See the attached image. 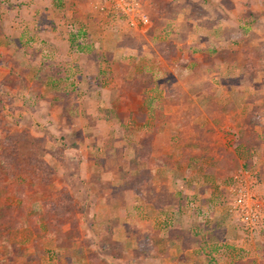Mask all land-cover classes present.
Returning a JSON list of instances; mask_svg holds the SVG:
<instances>
[{
    "label": "crops",
    "instance_id": "obj_1",
    "mask_svg": "<svg viewBox=\"0 0 264 264\" xmlns=\"http://www.w3.org/2000/svg\"><path fill=\"white\" fill-rule=\"evenodd\" d=\"M75 1L0 0V101L11 109L0 110V148L6 132L29 128L58 158V180L78 169L84 201L61 231L46 220L44 197L32 203L45 218H31L32 233H21L22 220L6 221L15 236L1 238L0 264H199L202 246L215 245L198 240L192 214L225 186L217 179L226 132L245 133L254 108L264 116V0H168L141 45L130 39L140 31L99 29L107 19ZM91 14L99 20L89 21L87 52L84 30L66 27Z\"/></svg>",
    "mask_w": 264,
    "mask_h": 264
},
{
    "label": "rangeland",
    "instance_id": "obj_2",
    "mask_svg": "<svg viewBox=\"0 0 264 264\" xmlns=\"http://www.w3.org/2000/svg\"><path fill=\"white\" fill-rule=\"evenodd\" d=\"M75 2H78L79 4L89 5V2L87 0H76ZM139 2H140L139 5H140L141 11L145 13L146 15H148L150 22L153 23V25L155 24L154 19H153L154 13H157L161 6L169 5L168 0H140ZM74 4L76 5L77 3H74ZM89 7L91 8L92 12L96 13L92 9L91 6ZM172 8L173 6H169L168 11L170 10L171 12ZM92 15L93 14H91V16H89L88 18H85L86 22L82 23V25H79V23L76 24V21H74L73 19H70L71 22H69L68 23L69 26L66 27V29H71V30H77V29L84 30L83 33L85 35L83 38H86V40H81L82 45L80 46L85 47V49H87V52L93 51L89 48V44L86 43L87 40L90 39V37L92 36L91 32L93 31L91 30V28L93 27L89 25L90 23L89 21L91 20L93 21L95 19L98 22L99 20V17L94 18V16L92 17ZM97 15L100 16L99 14ZM102 22L103 24L102 23L100 24L101 26H99V29H104L106 31L117 29L118 31L124 32L125 30H128L131 28L128 25H126L125 22H119V21L112 22L108 19L107 20L104 19ZM66 24L67 22L65 20L64 25ZM135 30L140 31L138 33V36H136L135 38L130 37V39L137 42L138 45H141L142 40H143L141 36H143V34L147 36L148 33L145 32L141 27L140 29L138 28ZM73 41L72 42L74 46L80 44L77 40H73ZM110 68L111 67H109L108 69L110 70ZM70 71L69 72L67 71V75H71V78L75 77L76 76L75 70L70 69ZM54 73L58 75V74H61L62 71L60 70L59 72L58 70H54ZM106 77H108L107 74H106ZM100 82L93 81L92 85H91V82L90 84L88 82L87 86L91 85L92 89H96L95 86L101 87ZM104 85L106 84L104 83ZM10 103L11 102H8L7 100V104L10 105ZM32 103L33 102H29L30 107L31 106L33 107ZM162 105H163V102H160V108H162ZM7 109L11 110L9 107H2V102L0 101V110L5 112L7 111ZM254 109H252L249 115L244 119L247 124V129L245 133L244 131H242L240 126L238 129L239 132L236 131L237 133L234 131L226 132L227 133L226 145L232 150H236L237 153L240 152V154L238 153V157L240 161L236 156H234L235 153H233V151H230L229 148H225L226 154L224 156L226 159L224 160L226 162H224V164L221 167V171H219V179H217V181H220L219 183H223L226 185L228 183V180L231 174L234 173L240 167V165L252 167L254 170H258L264 182V132H263L264 116L258 117L259 112L258 111L255 112ZM238 119L239 117H236V119L234 118L233 124H235V126L238 125L236 124ZM28 124H34V123H28ZM39 126L40 125H35L34 127H39ZM2 135L3 134L0 132V137ZM4 136L7 139H9V141H11L10 139L13 137L12 147L14 148V150L12 152L15 151L18 154V157L22 156V159L25 162L24 163L25 173L29 175L28 179L27 178L20 179L15 175L16 169L14 170L13 168L2 165L0 163V191H2L3 193V194L0 193L1 195L0 201L1 203L2 201L7 202V204L3 208H0V240L3 237H7L6 239L12 240L13 236H15V233L11 232L13 228L12 227L6 228V226H8L9 224L14 225V223L13 222L5 223L6 221L9 222L8 219L9 220L10 219L22 220L23 224L27 226L26 228L21 230V233H23L24 235L27 233H32V231H34L32 229L33 226H31L32 225L31 223H33L31 222L32 221L31 218L33 219L35 218V220H37L34 223L44 224L45 218H44L42 210L38 211V210L33 209L30 212V210L33 208L32 205L34 204L33 203L34 201L41 203L42 201L40 199L41 197L48 199L51 197L53 193H56L55 191L57 190L62 191L63 190L62 187H65V190H67L68 193L64 192V194L72 198L74 202L73 203L74 206L82 205L84 201L78 195V190H80L81 186L78 181V175L75 173V169H76L74 168L75 166L73 167V170H70L71 177H69L70 178L69 181L62 182L61 179L59 180L57 179V177H59L60 175L59 167L57 163L56 164L54 163L59 160L57 157H55V155L54 157L52 156L51 154L53 153L52 151L51 153H49L47 152L46 149H44V147H42L46 145L45 139L34 136L31 133V130L27 127L24 128V131H22L21 134L18 132V134L15 135L11 132H6ZM6 138L4 140L2 139L1 142L2 143L5 142ZM237 140H239L240 142L241 140H245L248 148L247 147H246L247 149L239 148L237 143H234V142H238ZM52 150H54V152L59 151L57 149H52ZM147 151H150L151 153H153L152 150H147ZM142 152H144V150H142ZM32 156L33 158L43 161L46 164H47L46 159H48V161L51 163V165L50 164L47 165L48 168L51 169L52 178H51L50 183H46L44 180H40V178H34V177L32 178V175L29 172V170L31 169L29 165V160H30V157ZM171 158L172 157H170V159ZM52 164H53V167H52ZM50 169H48V172H50ZM77 171L78 169H76V172ZM187 176H189L188 173H187ZM215 183H216V180L213 182V184ZM219 186L218 184L215 185V187L213 188L214 189L213 194L211 195L209 194L206 197L207 198L206 201L211 204V207H209L210 206L209 204L208 208H206L205 210H202L200 206H197L198 205L197 203L195 205L197 207L194 206L195 212H193L192 214L194 222H196L195 219L197 218L199 219V222H197L195 226L199 229L197 233L198 240H213L214 245H215L213 247L211 246L212 248L208 246L207 247L202 246V249H201L202 251L199 252V255L203 261H199V264H258L257 259L256 260L253 259L252 253H254L255 256L256 255L260 256L259 259H262V261L259 262V264H264V255H263L264 254V228L260 230L258 233H256L254 236H251L248 233L247 235L244 234L243 233L244 231L240 229L235 222H232L229 216L227 215L226 208L223 205V200L225 197L224 196L221 197L222 191L224 192V189L220 188ZM15 188H16V191L20 190L19 193L21 194H19L18 196H16L15 194ZM11 189L13 190V194L9 192ZM4 193H6L7 196H4ZM5 218L7 220H5ZM225 224L227 225V227ZM229 228H231L230 231L228 230ZM42 230H44V233L47 232V230H45L44 228ZM58 231H61V228H59ZM23 234L20 235L21 236L20 238L24 236ZM227 238H231V240H235V241L236 240H247V241L244 242L243 245H239V243H234L238 245H233L234 247H228L227 243H225L226 245L223 243V241L226 242ZM219 244L221 245L223 244V245L219 246ZM22 245L23 246L20 247L21 250L23 249V252L21 254L24 255L27 253L26 255H29L30 249L28 248L31 247V245L29 244H22ZM21 254L20 256H23ZM233 254H235V258H233ZM59 260H60V263H62L63 260L62 259H59ZM33 263H35V261L24 262V264H33Z\"/></svg>",
    "mask_w": 264,
    "mask_h": 264
},
{
    "label": "built area",
    "instance_id": "obj_3",
    "mask_svg": "<svg viewBox=\"0 0 264 264\" xmlns=\"http://www.w3.org/2000/svg\"><path fill=\"white\" fill-rule=\"evenodd\" d=\"M100 16L115 22H125L133 29L146 30L148 15L140 9V0H87ZM223 205L227 215L244 232L254 236L264 228V182L258 170L242 166L231 174L223 187ZM220 197V198H221ZM223 199V198H222Z\"/></svg>",
    "mask_w": 264,
    "mask_h": 264
},
{
    "label": "trees",
    "instance_id": "obj_4",
    "mask_svg": "<svg viewBox=\"0 0 264 264\" xmlns=\"http://www.w3.org/2000/svg\"><path fill=\"white\" fill-rule=\"evenodd\" d=\"M10 140L11 141L6 139L1 145L0 163L13 168L14 170L16 169L15 175L18 176L25 173V162L22 159V156L18 157V154L15 151L12 152L14 150L12 147L13 137ZM29 165L31 167L29 172L31 173L32 178H40V180L50 183L52 178L51 169L48 168L45 162L37 160L32 156L30 157ZM48 169H50V172H48ZM73 203L74 202L72 198L65 194H62L56 198L47 199L43 203L44 215L46 220H48V223L51 225V229L58 230L63 223L73 221L75 215V207Z\"/></svg>",
    "mask_w": 264,
    "mask_h": 264
}]
</instances>
